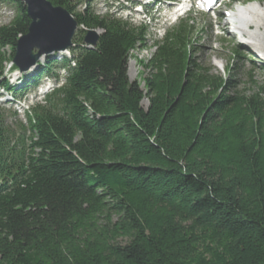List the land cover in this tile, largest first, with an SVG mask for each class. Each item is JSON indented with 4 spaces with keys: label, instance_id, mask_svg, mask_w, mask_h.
<instances>
[{
    "label": "trees",
    "instance_id": "obj_1",
    "mask_svg": "<svg viewBox=\"0 0 264 264\" xmlns=\"http://www.w3.org/2000/svg\"><path fill=\"white\" fill-rule=\"evenodd\" d=\"M0 1L15 8L1 77L30 19L22 0ZM46 1L79 30L28 76L57 83L19 135L0 111V264H264V85L244 91L237 66L201 63L187 18L154 41L141 87L127 61L142 26Z\"/></svg>",
    "mask_w": 264,
    "mask_h": 264
},
{
    "label": "rangeland",
    "instance_id": "obj_2",
    "mask_svg": "<svg viewBox=\"0 0 264 264\" xmlns=\"http://www.w3.org/2000/svg\"><path fill=\"white\" fill-rule=\"evenodd\" d=\"M258 2L259 4H264V0H250ZM170 0H165L157 3L155 6H161V11L155 7L151 9L147 7L144 11H148L147 13H151L150 18L145 19V23H150L151 25H147L149 27L150 33L148 35L149 42L146 43V47H138L135 51L131 52L127 61V76L130 81L136 80L137 83L143 87V77L145 71L143 69V64L147 61L152 52L153 48L151 47V40L154 35L159 37L165 26L173 24V17H170L169 20L165 21V17L162 16L165 12V5L169 4ZM231 3H222L218 7H216L215 12L206 15L205 13H200L194 11L191 13L193 17L192 23L195 27V42L198 44V53L197 57L200 58L201 63L205 66L211 67L213 73L215 74H225L226 67L232 63L234 66H237V80L238 87L244 91L256 90L259 85H264V72L261 69L260 65L264 64V53H260L258 49H255L256 43L251 39L245 40L243 46L240 48V51L245 55V58H234L232 56V42H240V38L234 35L229 30V24H223V22H227L228 20V12L231 11L234 4L229 6ZM256 4V3H252ZM129 3L124 0H92V7L97 10L100 14L105 12L113 11L119 17H127L128 21H136L137 23H141L142 15L138 13L131 12V15L128 14L127 11L123 12V7L128 6ZM249 5V4H248ZM194 9V8H193ZM1 10V8H0ZM8 9L4 13H0V19L2 23L7 21V16H4ZM233 11V10H232ZM186 13L182 14L184 17ZM4 16V17H3ZM3 17V18H2ZM181 17V18H182ZM202 30V31H201ZM264 31V30H263ZM249 43H252V45ZM254 53L252 56V60H247V53ZM58 57V55H56ZM233 59V60H232ZM256 64V65H255ZM257 66V67H255ZM255 67V68H254ZM62 74V71H60ZM226 75V74H225ZM255 82L252 84L250 82V78ZM46 79L40 78L38 84ZM51 84H53V81ZM44 92L43 90H40ZM4 104V103H3ZM0 105L1 108L5 110L3 115L7 117V121L14 127L18 126V122L14 121L11 117L12 110H9L4 105ZM142 106L145 108L147 106V99H144L141 102ZM18 120L24 121V115H16Z\"/></svg>",
    "mask_w": 264,
    "mask_h": 264
},
{
    "label": "water",
    "instance_id": "obj_3",
    "mask_svg": "<svg viewBox=\"0 0 264 264\" xmlns=\"http://www.w3.org/2000/svg\"><path fill=\"white\" fill-rule=\"evenodd\" d=\"M22 1L26 3L30 23L26 34L17 40L13 62L21 70H26L35 64L40 56L69 47L77 23L65 9L53 7L46 0ZM96 40V34L88 32L83 41L94 45Z\"/></svg>",
    "mask_w": 264,
    "mask_h": 264
},
{
    "label": "bare ground",
    "instance_id": "obj_4",
    "mask_svg": "<svg viewBox=\"0 0 264 264\" xmlns=\"http://www.w3.org/2000/svg\"><path fill=\"white\" fill-rule=\"evenodd\" d=\"M114 13L115 12H111ZM117 16V15H116ZM119 17V16H118ZM233 19H235L239 23V31L241 34L247 35L248 39L253 40V42L256 43L255 49H258L260 53H264V4H251L244 7H239L236 11L232 13L231 16ZM121 18V17H120ZM228 24V21L223 22V24ZM94 32L96 36H98L99 31L97 30H86V33ZM92 45V44H88ZM68 50H53L51 52H48L42 56L39 57L38 61H36L35 64H33L31 67L37 66L39 62H42L43 59L48 55H67ZM61 60V59H60ZM60 71H62V74H60ZM59 77H63L64 72L63 70L58 71ZM46 80H52L53 84L52 86H56V81H54L51 77H44ZM60 78V79H61ZM58 79V81H60ZM39 81V80H38ZM51 82V81H50ZM41 92V91H39ZM44 94V92H41Z\"/></svg>",
    "mask_w": 264,
    "mask_h": 264
},
{
    "label": "snow or ice",
    "instance_id": "obj_5",
    "mask_svg": "<svg viewBox=\"0 0 264 264\" xmlns=\"http://www.w3.org/2000/svg\"><path fill=\"white\" fill-rule=\"evenodd\" d=\"M208 3H212V0H208Z\"/></svg>",
    "mask_w": 264,
    "mask_h": 264
}]
</instances>
